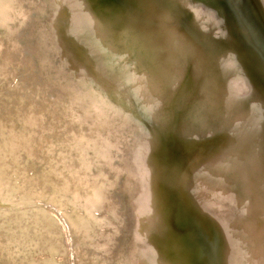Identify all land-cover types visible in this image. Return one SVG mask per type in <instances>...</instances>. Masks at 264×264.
I'll return each mask as SVG.
<instances>
[{"label": "bare ground", "instance_id": "bare-ground-1", "mask_svg": "<svg viewBox=\"0 0 264 264\" xmlns=\"http://www.w3.org/2000/svg\"><path fill=\"white\" fill-rule=\"evenodd\" d=\"M246 13L240 0H0V264H240L244 245L264 262V65L238 50L256 44ZM78 35L151 118L89 80ZM156 175L186 219L154 203ZM19 240L30 248L5 257Z\"/></svg>", "mask_w": 264, "mask_h": 264}, {"label": "water", "instance_id": "water-1", "mask_svg": "<svg viewBox=\"0 0 264 264\" xmlns=\"http://www.w3.org/2000/svg\"><path fill=\"white\" fill-rule=\"evenodd\" d=\"M262 3H263V7H264V0H261ZM240 4L246 8V11H247V16H246V20H245V25L247 27V32L250 36V42H256V44H259V47L256 46V44H252V49H246L244 47L238 49L239 52L241 53V55H247V57L251 58V60H253L254 62H256V64L258 65H264V60L262 58V56L259 54V50L263 48V51H264V12H263V9L261 7V4L258 0H240ZM198 9H200V6H197L196 7V11H198ZM198 16L200 17L201 15V11H198ZM204 26V25H202ZM192 39H193V42L195 41V33H192ZM68 44L72 45L73 47H75V49H77L79 51V54L80 56H86V62H84V65L88 66V65H92L94 67V77L89 79L91 81H93L94 83L93 84H98V83H102L103 85L105 84L106 86H109V87H115L118 91H114L113 94L116 95V97H119L121 99V101H124L127 100V103H132V104H136V106H138L141 111H143V113L145 114V116L147 118H151L149 117L148 113L145 111V109H143L141 107V105H139V100H138V97H136L132 92H133V88L131 87L130 84L127 83L125 77H122L119 73H117V71H115V68L112 67V63H108V61L100 55V53L96 52L94 49H87L88 48V44H92V43H86L85 41H83V38H82V35H78V37L76 38L75 37V40L74 41H69L67 40ZM140 46V45H139ZM135 47L138 49V45H135ZM134 45H132L130 43L129 46H124L121 50V54L123 52L126 51L129 52L130 49H134L135 48ZM137 49H134V50H137ZM129 50V51H128ZM253 50V51H251ZM136 55V53H135ZM141 71L144 72L146 71V67H143L141 68ZM86 72V71H85ZM89 78L90 76L87 75ZM237 84L238 87H240V85L238 83H235ZM126 98V99H125ZM85 114V112L83 113ZM84 140V143H80L79 144V147H83V146H87V139H82L80 141H83ZM78 147V146H77ZM149 145H147V149H149ZM263 152H264V147H263ZM259 157V155H258ZM260 162H256L257 163L256 165L260 168H262V172H264V158L262 157V159H259ZM247 164H252L250 162H247ZM254 165V167H253ZM251 167V170L247 173L246 171H241V170H237L235 173L236 175L235 176H241V178H239L240 180H237L239 181V183H241L244 188L247 186L246 184V180L248 181V178L250 177V173L253 172V174H255V164H252V166L250 165ZM162 172H161V175L163 178H168L167 175L169 173V170L166 169L164 166L162 167ZM254 168V169H253ZM168 170V171H167ZM261 170V169H259ZM258 170V171H259ZM119 176L118 175H115L114 177V181H115V178L117 179L118 177L120 178L121 176L124 177L125 176V171H122L121 168H119ZM194 171V169L192 170ZM261 172V173H262ZM260 173V172H258ZM260 173V174H261ZM156 177V180H155V185H154V188L152 190L153 192V197H154V203L157 205V206H163V199H166L168 201V204L172 207H176V211H179V216H182L184 219L187 218V215L184 213L185 212V209H181V204L177 203V201H173L170 197L171 195H169V193H163L161 192V190H159L158 188V177L157 175L155 176ZM118 180V179H117ZM134 181V179H133ZM97 185H99L98 183H95L94 185H91V188L94 189L95 187H97ZM233 188L235 186H232ZM155 189V190H154ZM129 191H130V194H131V205L134 207V209L136 210V212H139V210L141 208H143L142 212L146 213L148 209H144V200L143 198L140 196L139 197V200L140 201H136V198L132 197V189L129 187ZM148 192V190H146ZM258 193L256 195V198L259 199V196L261 195L263 199V203L262 205L258 208L259 211H261L260 215L264 217V190L262 189H257L256 190ZM255 191V192H256ZM232 194V193H230ZM163 195V196H162ZM169 201H173V202H169ZM43 215L44 217H47V213L44 214L43 212ZM22 217H18V220L19 221H22L21 219ZM60 219L63 218V217H59ZM9 217H6V216H2L0 217V220H8ZM13 221H16V218L15 220L13 219ZM23 222V221H22ZM14 223V222H13ZM15 225V224H14ZM3 232L2 230H0V236L3 235ZM261 237H263V235H261ZM17 240V239H16ZM1 238H0V245L3 244L1 242ZM261 241H262V238H261ZM34 242V241H33ZM42 246L43 248H45L46 250H53V245L52 247H50V245L52 244L49 240H43L42 241ZM32 243V242H31ZM30 242L28 240H19V242L17 243H11L12 245V249L11 250H8L7 252H2L3 255H5V257L9 256L11 251L14 253V256L17 255L19 252V248L20 247H23V249H26V248H30ZM50 248V249H49ZM253 248V251H255V247H252ZM263 249V252H264V245L262 247ZM241 251L243 252L242 255H241V259H240V264H261L260 263V260H262V258H260L258 256V249L256 250L257 254L254 255L253 254V251L251 250L250 252L247 251V248L245 247H242L241 248ZM29 257H32L30 252L27 254L26 258L24 260H22L23 264H29V262H31V260L29 259ZM236 264H237V261H236ZM264 264V262L262 263Z\"/></svg>", "mask_w": 264, "mask_h": 264}, {"label": "rangeland", "instance_id": "rangeland-1", "mask_svg": "<svg viewBox=\"0 0 264 264\" xmlns=\"http://www.w3.org/2000/svg\"><path fill=\"white\" fill-rule=\"evenodd\" d=\"M208 1H211V0H208ZM103 6H102V8H101V11H106L107 9H109L110 8V6H111V4H108L107 2H103V4H102ZM64 14L65 15H67V12L65 11L64 12ZM195 135V133L192 131V135ZM202 143V145L203 146H199L200 148H202V147H204V146H207V144H208V142H206V144H203V142H201ZM198 147V148H199ZM181 148V147H180ZM37 206H39L40 204L39 203H37L36 204ZM252 220L256 223V224H262V217L261 216H255V217H252Z\"/></svg>", "mask_w": 264, "mask_h": 264}]
</instances>
